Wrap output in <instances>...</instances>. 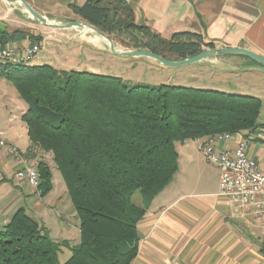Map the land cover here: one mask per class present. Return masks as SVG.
<instances>
[{"label":"trees","instance_id":"1","mask_svg":"<svg viewBox=\"0 0 264 264\" xmlns=\"http://www.w3.org/2000/svg\"><path fill=\"white\" fill-rule=\"evenodd\" d=\"M69 8L113 42L170 61L216 48L199 34L165 38L137 25L125 0H89ZM24 40L42 42L31 31L0 30V46ZM0 77L26 103L22 120L32 149L52 156L80 222L79 243L70 246L52 239L24 208L17 210L0 231V264H132L139 252V224L179 172L177 144L264 126L262 100L253 96L133 85L48 64L0 61ZM37 163L38 190L47 196L53 190L52 167ZM63 248L71 257L61 263Z\"/></svg>","mask_w":264,"mask_h":264},{"label":"crops","instance_id":"2","mask_svg":"<svg viewBox=\"0 0 264 264\" xmlns=\"http://www.w3.org/2000/svg\"><path fill=\"white\" fill-rule=\"evenodd\" d=\"M27 1L38 13L46 16L70 11L71 4L81 6L89 0ZM125 1L134 10L137 25H146L165 38L177 33H195L216 48H243L264 57V0ZM15 11L14 5L0 0V30L9 29L8 22L15 21L10 19ZM28 44L24 40L10 45L23 47ZM68 60L72 61L70 57ZM198 65L202 70L208 66L218 67L227 77L247 73L264 79V70L246 57L221 56ZM0 81L3 83L5 79L0 77ZM6 100L9 102L5 101L0 107V136L9 145L31 155L36 148L32 149L28 129L21 120L28 107L14 96ZM203 141L177 144L179 163L184 161L191 168L195 164L194 151L202 152ZM260 145L262 143L253 144L250 155L264 164V150ZM231 146L234 148L236 142ZM51 158L45 153L36 157L37 161L49 163L53 172V190L42 196L39 190L17 182L18 166L5 150L0 149V228L3 229L17 210L24 208L47 229L52 239L75 246L80 240V222L64 183L55 184ZM180 173L181 169L177 175ZM219 180L220 171L217 191L213 194L188 193L181 186L187 185L180 184L173 189L170 185L158 196L139 224V252L132 264H264V242L257 235L256 226L261 228L250 216L236 213L228 201L218 197ZM206 197L208 199L201 200ZM64 208L68 209L73 221L57 215V212L65 211ZM63 249L61 254L65 255L66 262L71 251Z\"/></svg>","mask_w":264,"mask_h":264},{"label":"rangeland","instance_id":"3","mask_svg":"<svg viewBox=\"0 0 264 264\" xmlns=\"http://www.w3.org/2000/svg\"><path fill=\"white\" fill-rule=\"evenodd\" d=\"M14 6L16 11L11 15L10 19L15 21L8 22L9 29L29 30L42 38V42H39L42 49L38 56L28 63L29 66L48 64L60 71L69 72L76 70L118 77L133 85L147 84L158 86L164 84L253 96L262 100L263 107L260 122L264 123V79L262 77L252 76L247 73H240L241 75L238 77H227V75H223V72L218 70V67L208 66L205 70L198 69L199 63L185 67H169L146 57H117L110 52L108 43L92 31L47 28L33 19L21 6ZM46 17L51 21L61 23L80 20L73 15L71 9L70 11L66 10L53 15L48 14ZM39 43L37 42V44ZM114 44L118 51H135L125 47L121 42H114ZM204 49L208 50L209 48ZM69 57L73 62L68 60ZM215 73L217 75H214ZM11 96L22 100L11 82L5 80L2 83L0 81V107L5 101L9 102L6 99H11ZM192 146L194 145L192 144ZM260 147L264 150V144L260 145ZM39 152L43 154L37 148L29 156L27 153H22L29 160L37 161L36 157L40 156ZM194 154L195 164L191 168H188L184 161H180L179 169H181V173L175 177L171 184L172 187H170L173 189L175 186L185 184L187 185L186 187L181 185L185 192H196V194H202L201 196L213 194L217 191L219 169L205 158L201 150H195ZM60 182L63 184V179L60 173L55 170L56 186ZM35 190H38V188ZM206 199L208 198L206 197L201 200ZM64 210L57 212V215L63 216L62 218L67 219L69 222L73 221L70 219L68 209L64 208ZM241 215L243 216V214ZM1 230L2 228H0ZM256 232L264 242L262 231L257 226ZM59 260L61 263H64L65 255L60 253Z\"/></svg>","mask_w":264,"mask_h":264},{"label":"built area","instance_id":"4","mask_svg":"<svg viewBox=\"0 0 264 264\" xmlns=\"http://www.w3.org/2000/svg\"><path fill=\"white\" fill-rule=\"evenodd\" d=\"M41 45L23 47L0 46V61L30 63L38 56ZM236 146L232 148V144ZM264 144V126L237 134H217L202 143L205 158L220 171L218 197L225 199L238 214L250 216L261 228L264 237V164L250 155L253 144ZM0 149L5 150L18 166L16 180L37 189L41 182L37 161L29 160L18 148L0 136ZM165 214V211L162 212Z\"/></svg>","mask_w":264,"mask_h":264},{"label":"water","instance_id":"5","mask_svg":"<svg viewBox=\"0 0 264 264\" xmlns=\"http://www.w3.org/2000/svg\"><path fill=\"white\" fill-rule=\"evenodd\" d=\"M4 1H6L10 5L21 6L25 12H27L33 19L38 21L44 27L53 28V29H68V30L69 29L90 30L96 33L103 40H105L108 43L110 52L117 57H133V58L146 57L153 59L165 66L185 67L208 59H219V57L221 56H239V57L249 58L250 60L255 62L259 68L264 70V57L255 52L243 48L208 49V50H204L201 54L195 57L187 58L179 61H170L164 59L150 51H118L116 49L114 42L110 40L106 34H104L96 27L84 21L77 20L66 23L55 22V21H51L46 16L38 13L26 0H4Z\"/></svg>","mask_w":264,"mask_h":264},{"label":"bare ground","instance_id":"6","mask_svg":"<svg viewBox=\"0 0 264 264\" xmlns=\"http://www.w3.org/2000/svg\"><path fill=\"white\" fill-rule=\"evenodd\" d=\"M87 31H90V30H87Z\"/></svg>","mask_w":264,"mask_h":264}]
</instances>
